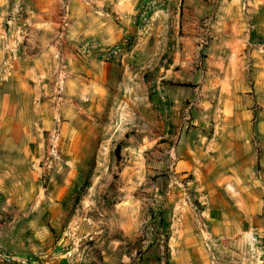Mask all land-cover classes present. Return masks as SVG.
<instances>
[{
  "label": "crops",
  "instance_id": "0c3cea01",
  "mask_svg": "<svg viewBox=\"0 0 264 264\" xmlns=\"http://www.w3.org/2000/svg\"><path fill=\"white\" fill-rule=\"evenodd\" d=\"M26 2L28 14L13 31L0 25V138L26 137L34 112L56 93L50 43L62 20L54 1ZM7 3L0 0V22ZM69 11L61 102L96 120L106 109L133 115L149 128L139 131L142 139L180 155L205 179L239 189L244 216L264 220V130L250 129L264 0H69ZM206 34L209 44L200 48ZM114 46L118 60L104 62L103 51Z\"/></svg>",
  "mask_w": 264,
  "mask_h": 264
},
{
  "label": "rangeland",
  "instance_id": "374dc122",
  "mask_svg": "<svg viewBox=\"0 0 264 264\" xmlns=\"http://www.w3.org/2000/svg\"><path fill=\"white\" fill-rule=\"evenodd\" d=\"M51 1L58 20H68L69 0ZM7 4L6 33L16 26L7 24ZM21 7L20 18L26 0ZM258 68L251 131L264 130V58ZM55 97L34 112L26 137L0 138V264H264V220L244 216L239 189L150 145L139 133L149 128L133 115L106 109L96 120ZM53 134L56 153L47 160Z\"/></svg>",
  "mask_w": 264,
  "mask_h": 264
},
{
  "label": "built area",
  "instance_id": "2783aa9c",
  "mask_svg": "<svg viewBox=\"0 0 264 264\" xmlns=\"http://www.w3.org/2000/svg\"><path fill=\"white\" fill-rule=\"evenodd\" d=\"M12 2V16L8 20L7 24L11 25L15 22H17L20 19V14L22 12V7L21 3L22 0H9ZM68 23L65 20L61 21V26L56 33V42L58 43V49L56 53V59H57V65H56V70H55V79H56V92H57V98L55 102H61L62 97L60 96V93L63 88V83L65 79L70 75L69 71L66 66V61L64 57L62 56V49H63V40H64V35L67 30ZM209 44V37L208 35H204L203 37H200L199 40V46L200 48H204ZM119 52H120V46H114V47H109L105 51H103L102 59L104 62H111L115 59L118 60L119 58ZM57 138L58 135L53 134L50 138V148L48 149V157H54L56 153V146H57ZM51 164V160H49L48 165Z\"/></svg>",
  "mask_w": 264,
  "mask_h": 264
},
{
  "label": "trees",
  "instance_id": "16d2710c",
  "mask_svg": "<svg viewBox=\"0 0 264 264\" xmlns=\"http://www.w3.org/2000/svg\"><path fill=\"white\" fill-rule=\"evenodd\" d=\"M120 149H121V147L118 145L114 151V156H116V157L118 156ZM93 168H94V165H91V167L87 173L88 175L85 177V181L83 182V185L81 188L82 191H84L89 186V177L91 175Z\"/></svg>",
  "mask_w": 264,
  "mask_h": 264
}]
</instances>
